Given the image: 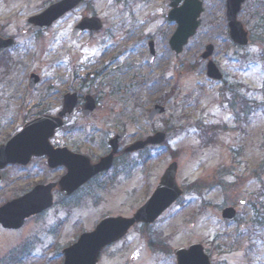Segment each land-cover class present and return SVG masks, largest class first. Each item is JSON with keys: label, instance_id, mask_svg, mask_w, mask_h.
Listing matches in <instances>:
<instances>
[{"label": "rangeland", "instance_id": "1", "mask_svg": "<svg viewBox=\"0 0 264 264\" xmlns=\"http://www.w3.org/2000/svg\"><path fill=\"white\" fill-rule=\"evenodd\" d=\"M56 1L0 0V25L19 48L0 70V116L54 114L65 92L79 91L97 100L91 119L78 111L73 119L75 140L87 136L93 156L107 152L116 131L127 132L123 145L157 131L167 138L122 155L20 230L0 227V264H62V249L99 220L131 216L172 160L183 195L154 223L137 224L106 247L97 264H175L173 250L197 242L212 264H264V0H247L238 14L250 36L244 47L228 38L225 0H202L200 25L180 54L168 45L175 29L166 19L169 0H83L47 31H32L26 20ZM87 11L103 28L73 38ZM207 44L221 81L207 78L206 63L196 60ZM31 73L40 79L35 90L27 85ZM154 105L165 112L148 122ZM224 207L236 210L232 221L222 219Z\"/></svg>", "mask_w": 264, "mask_h": 264}, {"label": "water", "instance_id": "2", "mask_svg": "<svg viewBox=\"0 0 264 264\" xmlns=\"http://www.w3.org/2000/svg\"><path fill=\"white\" fill-rule=\"evenodd\" d=\"M82 0H59L58 2L48 6L42 13L34 15L28 19L33 25L34 30H41L49 26L53 21L61 17L63 14L74 8ZM246 0H226V22L228 26V35L230 40L239 45L248 44V32L244 29L242 23L237 20V14L240 11L242 3ZM170 0V11L168 12V20L176 24L175 31L169 39V46L176 54L182 51L183 46L188 39L192 37L200 23L199 16L202 12V2L200 0ZM102 24L97 17H84L72 30V36L76 37L84 29L91 31L100 30ZM12 41L0 39V48L10 45ZM148 61H152L154 57V44L149 41ZM213 52V46L208 44L205 51L198 57L197 61H201L210 57ZM206 74L209 78L220 79L221 74L212 61H208L206 66ZM39 81L35 74H31L28 80L29 89H34ZM78 93L66 94L63 99V108L59 112L58 117L42 116L24 126L22 135L29 137L33 134L38 138H42V143L32 145L33 153H41L48 146L47 140L52 135L55 128L61 124V119L69 115L77 103ZM85 105L83 113L88 116L94 109L95 104L90 96L85 97ZM165 108L155 105L148 114L147 119L153 121L157 115L163 114ZM125 137V133H117L114 138L109 140L111 150L108 155L102 157L98 163L90 164L88 158L83 157V164L74 167V178L68 177V174L60 181L61 191L64 196L69 195L76 190L85 181L93 177L99 172L110 168L113 155L118 149V145ZM165 140V134L157 132L152 136H148L144 140H138L132 145L125 148L124 152L130 153L142 150L146 145H159ZM31 150L27 153H30ZM4 153V147L0 148L1 154ZM75 158H81L75 156ZM4 161L2 162V164ZM0 164V166L2 165ZM177 163L171 162L160 177L159 183L149 197V199L135 211L130 217H106L97 223L95 228L89 232L80 234L76 242L62 250V264H96L101 250L111 243L123 237L127 231L137 223L150 224L155 221L158 216L167 209L182 194V190L177 185L176 173ZM74 180V181H73ZM245 198L239 201L244 204ZM51 205L50 199L37 200L35 193L30 194L25 199L9 202L0 208V224L3 228L17 229L20 228L24 220L29 215L39 213ZM221 217L225 221H232L235 217V210L232 207L224 208L221 211ZM176 264H210L208 256L204 253L203 247L199 243L191 244L188 247H180L174 250Z\"/></svg>", "mask_w": 264, "mask_h": 264}, {"label": "flooded vegetation", "instance_id": "3", "mask_svg": "<svg viewBox=\"0 0 264 264\" xmlns=\"http://www.w3.org/2000/svg\"><path fill=\"white\" fill-rule=\"evenodd\" d=\"M181 2L179 3V5L181 4ZM48 4L50 5L52 4V2H49ZM168 6L169 12L170 0L168 2ZM44 9L45 8L40 10L39 13H41ZM74 9H72L71 11H74ZM71 11H69L68 13H70ZM168 12L166 14L167 20ZM93 15L94 14L89 11L84 12L81 14L79 20L82 17ZM55 22L57 21H54L47 28L39 30L37 32L43 33L47 31L54 25ZM4 31L5 28L0 25V38L6 40L12 39L13 45L0 48V70L3 72L2 74H4V71L6 69H8L12 61L10 54L12 52H19V48L17 49V37L15 35L5 34ZM89 33L91 32L84 30L79 34L78 37ZM149 41L150 40H148V42ZM73 92L78 93V101L75 109L69 115H66L61 119V124L56 129H54L52 135L47 140L48 146H46V144L44 145L46 149L41 153H33V150H31L32 145L39 142L42 143V138H38L33 134L29 135V137L22 135L21 132L24 129V126L27 123L44 115L58 117L59 112L62 110V102L64 95L71 94ZM73 92H65L62 95L59 106H57V110L54 114H46L41 112L36 113L30 117H21V114L19 113H14L12 115L4 114L0 116V148L4 147V153L1 154L2 159L0 160V164H2V162L4 161V163L0 166V195L3 197L4 202L0 205V207H2L5 203L11 201L25 199L27 196L33 193H35V199L37 200L50 199L52 201V205L49 209H45L40 213L32 214L27 219H25L22 227H24V225L27 224L29 221L39 218L48 211H50L58 203V201H68L74 198L82 189L90 186L94 181L96 182L98 178L102 177L113 168V164L118 158H120L122 155H128L124 153V148L137 141L134 140L133 142H128L124 145L122 142L119 146L118 151L114 155L112 168L109 171L98 173L94 177L85 181L75 191H73L69 195L64 196L61 191L60 181L67 174L68 177L74 178V175L71 176V173L74 174L75 164L80 165V167L82 166L84 160L83 157L88 158L90 164H95L99 162V160L102 157L106 156L109 152L108 140L116 132H118L116 131L111 137L108 138L106 153L101 155L98 154L96 156H93L91 153H89L88 150L90 147V140H88L87 136L84 135L81 136V138L77 141L75 140L73 133L75 129V124L73 122V119L76 111L81 112L80 115L83 118L82 120L91 119L94 116V111L97 107V100L92 96L88 95L93 99L95 108L90 115L85 116L82 112L84 108V102H82V99H85V96L82 98L79 91ZM4 98L8 99V101H13L12 97ZM2 99L3 97H0V101ZM15 106L17 107V103L15 104ZM3 110L8 109L7 107H4ZM18 118L21 119L20 123H17L20 120ZM127 137L128 134L124 138V140H126ZM30 150L31 152L27 153ZM75 156H79L81 158H75Z\"/></svg>", "mask_w": 264, "mask_h": 264}]
</instances>
